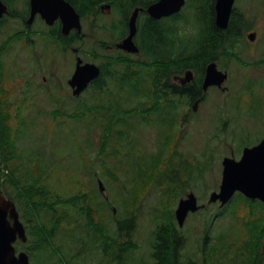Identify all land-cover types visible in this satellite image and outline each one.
<instances>
[{"label": "rangeland", "instance_id": "rangeland-1", "mask_svg": "<svg viewBox=\"0 0 264 264\" xmlns=\"http://www.w3.org/2000/svg\"><path fill=\"white\" fill-rule=\"evenodd\" d=\"M25 1L18 0L16 6L22 9ZM194 1L188 0L183 8L186 14L179 19L161 21L164 28L177 26L179 44L173 51L176 56L181 52L191 54V46L198 43L196 22L189 7ZM234 8L244 16L246 24L234 47H228L235 56L220 54L219 50L215 59L221 70L228 71L229 78L224 83L228 92L210 91L207 102L186 125H182L174 107H160L161 115L156 111L154 116L133 107L142 102L140 108L150 109L151 66L144 68V97L140 99H134L110 76L104 79L103 91L90 84L80 96L73 97L70 90L65 91V82L73 73L75 59L65 48L58 44H8V51L0 53V68L4 71L0 69V134L10 128L4 139L0 135V143H5L2 148L18 170L12 180H22L20 186L27 183L28 187L47 191L52 197L47 200L56 203L52 207L59 213L70 212L61 201L84 196L87 204L94 206L96 223L101 227L88 234L84 220L76 226L71 212L72 217L64 220V226H58L55 237L58 244L66 245L59 251L62 264H78L67 261L74 256L80 264H147L153 232L164 205H170L174 215L179 199L189 192L205 208L190 214L180 228L187 238L182 259L183 264L188 259L198 260L199 243L208 228L205 218L219 208L218 203L208 204V200L212 192L219 190L223 158L239 159L243 148L264 138V61L258 60L264 56V0H235ZM97 9L98 13L82 19V33L87 39L76 46H80L79 56L85 62L105 66L124 54L111 56L114 53L107 54L96 42L119 37L117 32L109 34L120 16L114 7L109 12ZM17 31L20 30L6 26L0 30V41L18 40ZM250 32L259 34L255 43L246 38ZM20 34L22 40L53 39L50 33L42 37L41 32L36 35L24 28ZM108 70L116 73V65ZM61 86L64 92L53 94L51 90ZM115 102L123 109L140 112L129 116L122 109L112 119L104 108ZM1 151L0 145L3 181L10 171L4 166ZM98 180L103 183L104 194ZM13 187L6 186L9 191ZM43 199L36 197L38 201ZM131 215L136 218L132 240L138 247L134 253L124 250L120 256H112L121 251L116 246L117 241L121 243L114 232L116 218ZM226 224V215L216 218L210 235L223 231ZM107 241L109 249L104 251ZM127 242L124 238L123 244ZM16 248L25 251L27 245L18 242ZM52 250L49 253L56 260L59 249ZM38 257L30 256V263L37 264Z\"/></svg>", "mask_w": 264, "mask_h": 264}, {"label": "trees", "instance_id": "trees-1", "mask_svg": "<svg viewBox=\"0 0 264 264\" xmlns=\"http://www.w3.org/2000/svg\"><path fill=\"white\" fill-rule=\"evenodd\" d=\"M17 1L18 0H3L11 11L16 9ZM66 1L75 8V10L81 15L82 19L90 15L92 12L98 13L99 10L97 8L99 7L100 9L101 5L109 4L111 7L117 9L120 16L117 25L112 27H121L125 32L128 18L135 8L146 9L149 5L158 0ZM26 3L27 0L25 4ZM214 3L215 0H195L189 4L196 22V26L194 25V27L197 31V44H206L208 46L206 50H210L211 58L209 59L211 60H214V56L219 50L222 54L226 53L228 56H235V52L229 50L228 47L232 46V44L234 47V43H237L242 29V21H244V16L241 12L233 8L228 27L225 30L218 29V27L215 26ZM187 4L188 0L184 9L187 7ZM183 11L171 18L179 19L181 14H186V12L183 13ZM140 16L142 17V19L140 17L141 20H139L138 24L140 40L137 41L141 50V55L124 54L123 56H117L114 61L110 60L108 65H101L102 74L93 85L96 86L97 90L103 91L105 88L103 85L105 81L104 79L106 76H110L118 83L120 88L130 91V95L134 99H140L141 97H144V68L146 66H151L152 75L149 78L151 90L148 96L151 100L150 109L140 108V106L142 107L143 105H141L142 102L138 103V106L133 107L143 110L150 116H154L156 111H158V114L160 113V99L163 98L161 95L160 83L162 79H164L166 83V78H168L169 75L167 69L175 68V62L173 64V60L170 58L171 55L169 56L163 52L162 45L165 44V46H167V44H179L177 42L179 39L177 26L168 28L167 25L165 26L164 41H162L161 44H153L161 41V34L158 32V27H163L161 24L163 19L154 20L147 16V14H143V12L140 13ZM143 16L145 17V20H143ZM186 20L187 19L184 18L185 22ZM172 29H174V31ZM145 36L151 43L149 44V50H152L151 53L153 54H149V50L147 48L145 49L142 44V38L145 39ZM22 38L23 35L20 39L22 40ZM10 41H13L12 38H10ZM156 45H158L159 49ZM8 47V44H1L0 53H6ZM156 51L158 53H156ZM111 58L112 57H110V59ZM172 64L174 66L170 67ZM111 65H116V73L108 70ZM1 70L3 73V69ZM101 108L103 109V106H101ZM123 108L124 107H119L115 102L104 108V111H109L110 116L114 119L119 114L116 112L121 111ZM122 112L129 116H135L140 111L135 108H130L123 109ZM76 116H78V114H74V117ZM9 129L10 128H7L5 133L1 132L0 135L3 139L7 136ZM110 130L112 132L113 128L111 127ZM0 145L2 150V161H4L6 164L4 166L10 171V174H5L3 172L6 175V179L3 181L2 177H0V193L4 194L8 199L14 200L17 203L16 205H18L17 209L19 211L20 219L25 224L28 233L26 251L29 254V257L39 255L37 264H62V256L59 254V251L62 250V248H65L66 245L63 243L58 244L55 239L56 235L59 233L58 226H64V220L66 218L70 219L72 217L71 212H73L75 215L74 220L76 219V226H79L81 220H84L83 224L85 225L88 234H90V232L93 234V232L101 230L100 224L96 223L93 210L94 206L88 205L87 198H84V196L83 198L70 197L63 202L61 201V203L65 204L63 207L69 209L70 212L66 211L59 213L56 208L52 207V205L56 203H50L47 200L52 198L48 195L47 191L33 187L32 185L28 187L27 185L29 184L27 183L20 186L22 180L19 181L16 179V182L12 180V175L18 170L12 166V159L8 154L6 155L2 148L5 143L1 141ZM200 169L202 168L200 167ZM8 184L14 186L10 191L6 188ZM19 187H22L20 191H18ZM170 192H172V189L166 194L169 195ZM38 196L44 199L38 201L36 200V197ZM170 207V205L169 207L164 205V212L158 218V224L153 232L154 238L149 254L150 261L147 264H183L184 262L182 259V251L187 245V238L182 234V230L178 227L175 215H173V209ZM222 215L227 216L228 224H226L223 231H219L220 233L210 235V229L214 224V220ZM116 219V229L114 232L121 240V243L119 241L116 242V246L120 248L121 251H116L112 256L117 254L120 256L121 252L124 250H129L134 253V250L138 247L132 240L133 233L136 229L135 216L118 217ZM205 219L208 228L207 230H204L205 235L201 237L199 243L198 251L200 256L198 260L188 259L187 264H264V204L261 201L248 199L238 193L226 206L221 209L217 208L214 214H209ZM51 224H53V226L50 228L49 225ZM124 238H126L128 242L123 244ZM55 247H58L59 249L56 253L58 258L52 260V255L49 252ZM108 249L109 241L105 243L104 251H108ZM75 258L76 256L71 257L67 261H77V263L80 264V261H78L79 259Z\"/></svg>", "mask_w": 264, "mask_h": 264}, {"label": "water", "instance_id": "water-1", "mask_svg": "<svg viewBox=\"0 0 264 264\" xmlns=\"http://www.w3.org/2000/svg\"><path fill=\"white\" fill-rule=\"evenodd\" d=\"M31 16L40 14L48 25H53L59 19L62 25V33L67 34L71 29L79 32L82 29L81 16L75 8L66 0H29ZM186 0H158L149 5L145 12L155 20L170 17L181 11ZM235 0H215V26L220 30L228 27L231 12ZM102 10H109L110 5H103ZM144 9L135 8L128 20V35L117 44L119 49L131 54L139 53L134 43L137 32V18ZM7 5L0 0V18L7 14ZM253 41L255 34L248 35ZM100 68L93 63H83L78 57L69 85L72 88V95L79 96L89 84L100 76ZM192 75H188L190 79ZM227 79V72L220 71L215 62H210L206 68L203 81V90L210 86H216L222 91L227 88L224 82ZM222 178L218 191L210 194L208 203L219 202L220 208L230 202L236 193H240L248 199L259 200L264 203V138L252 147L243 149L239 160L232 157H225L222 160ZM100 191L104 188L99 181ZM199 205L197 197L193 192L181 198L175 209V219L180 228L183 227L187 216L203 208ZM17 240L27 242V235L24 224L20 221L19 213L13 200L7 199L0 193V264H31L29 256L25 251L17 252L15 243Z\"/></svg>", "mask_w": 264, "mask_h": 264}, {"label": "flooded vegetation", "instance_id": "flooded-vegetation-1", "mask_svg": "<svg viewBox=\"0 0 264 264\" xmlns=\"http://www.w3.org/2000/svg\"><path fill=\"white\" fill-rule=\"evenodd\" d=\"M100 10H102L101 6H100ZM107 11L109 12L110 10H107ZM143 14H147V13L143 12ZM30 16H31V9H30L29 0H27L26 4L24 3V6L22 7V9H19L18 6H16V9L11 11L8 8L7 14L3 15L0 18V30L1 29L4 30L6 26H11V27H14L15 29H19L20 31L16 32L17 33L16 36L19 37V39L13 40V41H0V44H56V45L58 44L60 45L59 48L61 49L65 48L67 52H70L71 54H73L74 59H75V64H74V69H73V72H74L75 66H76V60L80 54V46H76V45L84 44V41L87 39L86 36L82 33V30L79 32L76 29H71L67 34H63L62 25L59 19L55 20L53 25H48L45 22V20L42 19L40 14L38 13L35 14L31 21H30ZM171 17L172 16L167 17V18H171ZM138 19H137V32L134 37V43L139 48L138 41H137V38L139 37ZM81 22H82V17H81ZM127 23H126L125 32L121 27H118V28L112 27L113 29L110 31L111 34H109V36L115 35V33L117 32V34H119L118 38L111 39L109 42H104L100 40L96 43L99 44V47L103 48L105 52H108L107 54L114 53V54H111V56L115 55V53L116 54L125 53L122 49H119L117 47V44L120 43L129 33V28H128ZM243 23L244 21H242V26H243L241 27L242 29L245 28L246 26V24L244 25ZM37 25L40 27H37L35 29V26ZM21 28H24L27 32H36V35H38V33L41 32L42 37H43V34L50 33V36L54 38L55 40L54 39L52 41L35 40V39L21 40L20 39ZM158 32L161 34L160 35L161 41L153 43V44H161L162 41H164L163 38L165 37V28L158 27ZM250 33L255 34V39L253 41L249 40V42L255 43L258 40L257 35L259 34H257V32H250ZM240 34H242L241 31H240ZM248 34L249 33H246V38ZM42 37H38V38H42ZM142 44L145 47V49L147 48L149 50V44L151 43L149 40H147L146 36H145V39L142 38ZM156 47H158V45H156ZM193 47H194V51L192 52L191 50L192 52V53L190 52L191 54L187 55V53L183 54L181 52L177 54L176 56L175 53L173 52L176 49V44H167V46H165V44L162 45L163 52H165V54L169 56L171 55L170 58L173 60V64L175 62V68L167 69V71L169 72L168 78H166L167 81L165 83L164 79H162L160 83L161 95L163 97L162 99H160L161 100L160 107H170V108L174 107L175 110L177 111V114L179 115V119L182 122V125H186L187 123L192 121V116L195 115L198 109L202 108L204 104L207 102V97L209 96L210 91H218V92L221 91L216 86H210L208 87L206 91L203 90V81H204V77L206 74V68L208 64L210 62H215L217 65V68L220 71H223V72L226 71V70H221L218 67V63L215 61L217 54L214 56V60L209 59L211 58V55H210V50L209 49L206 50L208 47L206 44H195L194 46H191V49H193ZM151 51L149 50V54H153L151 53ZM156 53L158 52L156 51ZM138 54L141 55L140 48H139ZM258 60L263 61L264 56L259 57ZM83 62L85 61L83 60ZM90 63H93V62H90ZM173 64L170 67H173L174 66ZM96 65L99 66L100 70H102L101 64L98 63ZM72 75L73 73L71 74L69 78L66 79V82H65V91L70 90L71 95H72L73 90L71 86L69 85V80L72 77ZM188 75H192V77L188 79L187 78ZM228 78H229V74H228ZM50 90L51 89H49V91ZM51 91L53 92V94H58L61 91L64 92V89L62 88V86L61 88L54 87V89H52ZM225 92H228V90ZM18 242L22 243L20 240H18L15 243L16 246Z\"/></svg>", "mask_w": 264, "mask_h": 264}, {"label": "bare ground", "instance_id": "bare-ground-1", "mask_svg": "<svg viewBox=\"0 0 264 264\" xmlns=\"http://www.w3.org/2000/svg\"><path fill=\"white\" fill-rule=\"evenodd\" d=\"M233 11V10H232ZM232 13V12H231ZM94 43V42H93Z\"/></svg>", "mask_w": 264, "mask_h": 264}]
</instances>
